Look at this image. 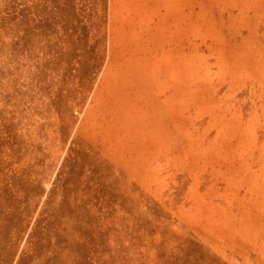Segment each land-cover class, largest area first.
<instances>
[{"label": "rangeland", "instance_id": "obj_1", "mask_svg": "<svg viewBox=\"0 0 264 264\" xmlns=\"http://www.w3.org/2000/svg\"><path fill=\"white\" fill-rule=\"evenodd\" d=\"M0 264H264V0H0Z\"/></svg>", "mask_w": 264, "mask_h": 264}]
</instances>
